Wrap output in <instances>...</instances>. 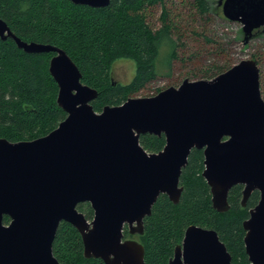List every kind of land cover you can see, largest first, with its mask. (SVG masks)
<instances>
[{"label": "water", "instance_id": "water-1", "mask_svg": "<svg viewBox=\"0 0 264 264\" xmlns=\"http://www.w3.org/2000/svg\"><path fill=\"white\" fill-rule=\"evenodd\" d=\"M91 7L111 0H70ZM224 15L243 24L244 42L264 26V0H219ZM0 37L27 52H54L49 71L59 86L57 103L67 113L48 134L0 138V264H65L53 252L62 221L82 236L86 258L106 264H146L144 220L161 194L178 203L180 177L193 149L205 157L203 176L213 206L231 208L229 194L244 186L241 205L254 191L258 203L243 221L250 264H264V98L255 58L241 60L211 79L185 78L152 96H133L101 111L96 88L82 80L73 58L60 47L26 42L0 17ZM142 134L165 135L158 152ZM88 202L93 218L79 210ZM9 216L11 221L4 222ZM199 243L193 249L188 240ZM169 264H234L214 228L190 225Z\"/></svg>", "mask_w": 264, "mask_h": 264}, {"label": "trees", "instance_id": "trees-1", "mask_svg": "<svg viewBox=\"0 0 264 264\" xmlns=\"http://www.w3.org/2000/svg\"><path fill=\"white\" fill-rule=\"evenodd\" d=\"M183 1L196 13L209 10L207 0ZM158 5L162 6L163 24L154 28L148 18ZM0 17L23 41L63 48L79 66L83 82L98 90L99 96L92 102L97 111L138 96L158 76L161 45L171 44V61L178 56L172 34L177 32L180 38L186 35L166 0H111L104 7L75 4L70 0H0ZM191 34L198 33L193 30ZM54 54L27 52L15 39L0 37V138L32 140L54 130L67 116L57 103L59 86L49 71ZM120 58L137 63L135 77L126 84L115 83L111 74L113 63ZM200 71L206 75L203 79L218 74L208 75L204 68ZM140 142L148 151L158 152L166 138L164 134H142ZM204 160V151L193 149L180 177L183 191L179 202L174 203L168 195L161 194L152 213L145 218L144 234H137V238L145 245L146 264H169L187 227L193 224L217 230L234 264H250L243 221L248 218L249 209L258 203L260 193L254 191L243 207L244 186L235 185L229 194L231 208L218 211L203 176ZM78 208L89 219L93 218L88 202L79 204ZM10 221L9 216L4 217L5 223ZM125 234L135 236L129 234L127 227ZM53 252L65 264H106L102 259L85 257L82 236L67 221L59 224Z\"/></svg>", "mask_w": 264, "mask_h": 264}, {"label": "rangeland", "instance_id": "rangeland-1", "mask_svg": "<svg viewBox=\"0 0 264 264\" xmlns=\"http://www.w3.org/2000/svg\"><path fill=\"white\" fill-rule=\"evenodd\" d=\"M166 1L186 35L180 38L177 32L172 34L178 56L171 61V44L164 42L161 45L157 59L158 76L138 96L155 95L167 87L178 86L185 78L203 79L206 75L200 71L201 68L208 70V75H215L241 60L255 58L260 68V87L264 98V26L245 43L243 24L228 19L218 4L219 0H207L209 10L203 14L191 11L186 1ZM161 13L162 6L158 5L148 18L154 28L163 24ZM193 30L198 34H191ZM136 69L137 63L133 59L120 58L112 65V78L115 83H129L135 77Z\"/></svg>", "mask_w": 264, "mask_h": 264}, {"label": "snow or ice", "instance_id": "snow-or-ice-1", "mask_svg": "<svg viewBox=\"0 0 264 264\" xmlns=\"http://www.w3.org/2000/svg\"><path fill=\"white\" fill-rule=\"evenodd\" d=\"M199 243L198 239L195 236H192L188 240V244L191 248L195 249L197 244Z\"/></svg>", "mask_w": 264, "mask_h": 264}]
</instances>
